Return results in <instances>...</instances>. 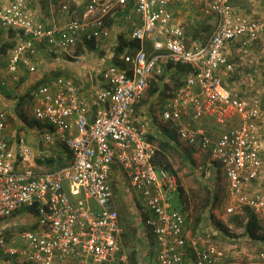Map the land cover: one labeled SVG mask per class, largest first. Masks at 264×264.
Here are the masks:
<instances>
[{"label":"built area","instance_id":"2783aa9c","mask_svg":"<svg viewBox=\"0 0 264 264\" xmlns=\"http://www.w3.org/2000/svg\"><path fill=\"white\" fill-rule=\"evenodd\" d=\"M50 1H58L66 14L71 4L79 2ZM128 1L85 0L82 15L73 12L61 26L38 19L24 0L0 3V27L19 38L5 53L10 81H19L20 67L36 72L31 59L39 50L60 55L85 41L108 38L106 18ZM175 1L132 0L139 22L129 37L139 42V48H127L119 57L121 64L104 69V86L92 95H82L65 77L30 88L31 115L41 126V131L31 129L39 134L36 144L45 149L64 146L71 155L70 165L38 170L29 142L34 143V136H9L7 111L0 107V227L15 221L21 208L27 209L26 219H32L34 227L20 232L18 241H7L0 233L2 255L20 264H126L124 231L111 184L113 174L119 173L122 183L139 194L137 217L152 237L154 264L224 261L226 255L217 245L190 236L184 212L171 209L178 179L153 163L156 145L148 141L137 113L150 79L166 64L190 70L162 104L161 120L174 125L180 142L198 146L220 167L233 202L228 213L248 208L264 214L261 100L253 97L247 102L221 77L233 69L225 51L228 45L259 42L264 17L241 14L232 0H212L206 6L215 20L212 33L188 48L171 10ZM5 85L0 81V88ZM204 116L221 127L217 133L195 126ZM259 257L264 263V251Z\"/></svg>","mask_w":264,"mask_h":264},{"label":"rangeland","instance_id":"374dc122","mask_svg":"<svg viewBox=\"0 0 264 264\" xmlns=\"http://www.w3.org/2000/svg\"><path fill=\"white\" fill-rule=\"evenodd\" d=\"M0 1L1 4H4L13 0ZM24 1L32 13L43 21L46 18L44 17L45 15H55L60 9L58 1L52 2L51 7H48V0ZM35 1L39 4L36 5ZM84 1L79 0L78 7L83 6L82 3ZM199 1H202L201 3L203 4L195 5L198 8L195 20L199 19V16L203 17L201 10L203 9L202 12L204 13L206 9L205 1ZM211 1L207 0L208 3ZM232 4L238 8L241 14L255 18L264 17V0H233ZM191 6L192 4L186 0H181L172 5L174 8L173 14L176 18L181 17L185 20V27L189 24V17L186 14L192 11ZM74 13L76 14L75 11ZM72 15L74 14H69V16ZM76 15H79V13ZM205 17L212 23L214 22L212 16L204 13L203 19ZM129 22L138 23L139 21L137 17H131ZM122 26L126 27V22L123 25L119 24V27H117L119 30L115 31L112 23H107V29L111 31V36L108 39L97 41L95 48H88L85 44H77L78 46L76 45L67 53L60 55H48L44 50H39L38 54L35 53L37 59L33 62L38 69L36 71L39 72L40 69L39 73L42 75L40 80L52 77H65L75 81L76 71H79V67H81L87 70V76L90 77L89 83L92 84V80L95 83L92 88L88 87L86 92L87 95L93 94L96 90L103 87L100 75L105 65L109 64V61L99 64L100 68L97 67L96 70L92 68L93 66L90 68L89 65L100 61L109 52H115L114 54H116L119 35L127 36V31ZM187 29L192 30L193 26L189 25ZM207 34L203 28L202 35L206 37ZM18 39L14 32L0 27V66L3 70L5 65L2 62L5 61L2 58V54L11 48ZM225 51L233 69L230 73H223L221 76L222 80L229 89L238 93L247 102L253 97H258L261 100L263 123L260 125V135L264 143V36L257 43L243 44L240 41L234 42L228 45ZM114 54H111L109 59L112 60ZM3 70L0 69V75L5 72ZM176 74L177 76H171V81L164 82V84H162V81L167 76L165 72L161 77H153L154 79L152 78V81L149 82L145 97L147 93L151 96V89H155L158 93L153 99L149 98L145 101L148 104L144 103V98L142 99L141 105L145 108V113H141L138 107V116L145 123L147 135H151L154 138L153 142L155 145L159 140L164 139V132L168 129L172 130L171 133L177 137L174 125L169 123L168 125L172 129L167 128L165 126L167 123L161 120L159 108L160 104L174 90L175 81H179L183 77L180 71ZM20 84H22V81L18 85ZM75 84L77 85L76 81ZM12 86L14 85L11 84L7 87L10 94L0 89V107L7 111L8 115L6 132L14 138L19 135H25L26 137L33 135L35 138V147L32 149L34 164L40 171H51L52 166L38 165L36 159L55 158L59 155L65 156V147L55 144L45 149L41 144H36L39 134L37 132L33 133L28 126V122L33 121V117L27 93L22 87L15 86L12 88ZM152 95L154 96L155 92ZM23 118L27 121L23 122ZM214 131L212 130L211 133H214ZM177 141L174 142L176 149L170 151V163L183 190V201H180L182 202L180 203L177 194L174 193L173 200H171V209L177 211L182 209L187 215L190 236L199 238L203 242H212L217 245L226 255V258L220 264H264L259 257V254L264 251V244L256 243L247 238L244 232V214L242 212L228 213L226 211L227 207L232 205L233 202L228 192L226 178L220 167L210 159L208 153L198 148V146H187L180 142L178 138ZM111 184L124 231L123 245L124 254L127 257L126 264H129V256L132 251L136 253L138 264H154V252L150 238L139 228L140 223L136 218L135 198L138 199L139 194L134 190H129L125 182L122 183L119 173L113 174ZM24 210V208L19 210V218L15 221L11 220L10 222L1 223V227L4 226V229L1 230L0 227V233L5 240L10 241L13 238L14 241H18V234L29 230L32 225V219H26V214H23ZM258 215L260 224L264 227V214ZM0 264L20 263L18 259L2 255L0 248Z\"/></svg>","mask_w":264,"mask_h":264},{"label":"crops","instance_id":"0c3cea01","mask_svg":"<svg viewBox=\"0 0 264 264\" xmlns=\"http://www.w3.org/2000/svg\"><path fill=\"white\" fill-rule=\"evenodd\" d=\"M179 1H181V0H176L172 5H174L175 3H177V2H179ZM182 1H185V0H182ZM187 2H189L190 4H192V6H191V8H192V11H190V12H188L186 15H187V17H189V24L188 25H186V27H185V25H184V22H185V20L184 19H182L181 17H179V18H176L175 17V15L173 14V16H174V19H175V23L176 24H179V26L182 28V30H183V34H184V43H185V45H186V47H188V48H192V47H195V46H197V45H200L201 43H203L204 41H206V39L210 36V34L212 33V30H213V28H214V24H215V20H214V18H213V20H214V22L212 23V21H209V20H207L206 19V17H205V19H203L204 18V13L205 14H207L206 13V9H207V7H206V9L204 10V13L202 12V10H201V14L203 15V17L202 16H199L198 18L199 19H196L195 20V17H196V13L198 12V8H197V6H195V5H198V4H200V5H202L203 3H201L202 1H199V0H186ZM205 1V5L207 6V4H208V2H207V0H204ZM36 2V5H38L39 3L37 2V1H35ZM232 2H233V0H232ZM47 4H48V7H51L52 6V2L50 1V0H48L47 1ZM178 4H180V3H178ZM78 2L77 3H73V4H71V7H70V11H69V14L71 15L74 11L76 12V14H78L79 13V15H82V13L84 12V8H83V6H80V7H78ZM172 5H171V10H172V13H173V11H174V8L172 7ZM235 7V6H234ZM47 9V8H46ZM236 9L238 10V8L236 7ZM179 12V11H178ZM238 12H240L239 10H238ZM69 14H66V13H64V12H61L60 11V9L58 10V12L55 14V15H53V14H51V15H48V16H44V17H46L45 19H44V21L46 22V24H51V25H57V26H61V25H63L67 20H68V18H69ZM208 15V14H207ZM131 17H137L136 15H135V13H134V11H133V2H132V0H129L128 1V3H127V5L125 6V7H119V8H117V11L112 15V16H109V17H107L106 18V22H105V26H106V28H107V23L108 24H110V23H112V25L114 26V30L115 31H118L119 29L117 28V27H119V24H121V25H123V23L124 22H126V27H123L122 26V28L123 29H125L126 31H127V36L125 37V36H122V35H119V36H122L124 39H126V41H130V37H129V35H130V33H131V31H132V29H133V25L134 24H137L136 22H129V20L131 19ZM138 18V17H137ZM39 19V18H38ZM41 20V19H40ZM205 20V21H204ZM182 24H183V26H182ZM189 25H191V26H193V29L192 30H189V29H187V26H189ZM205 29V31L208 33L207 35H206V37H204L203 35H202V29ZM109 31V30H108ZM111 31H109V37L111 36ZM108 37V38H109ZM108 38H106V39H108ZM117 41H119V39L117 40ZM80 45H82V44H80ZM78 46V45H77ZM147 46L149 47L150 46V44H147ZM96 47V46H95ZM127 49V48H126ZM126 49H124L123 50V52L124 51H126ZM133 50H136V49H133ZM123 52H121V54L123 53ZM38 53H39V51H38ZM37 53V54H38ZM42 53V52H41ZM115 52H109V53H107L105 56H104V58L103 59H101L100 61H98V62H93V63H91L89 66H90V68L92 67V68H94L95 70L97 69V67L98 68H100V65L99 64H103V63H106V61H109V64L108 65H105V67H104V69H106V68H108L109 66H111V65H113L114 63V61H112L113 59H116V58H118L119 59V57H120V55H118L117 57H115V55H114V57L112 58V60L111 59H109L110 58V56H111V54L113 55ZM2 58L4 59V61H5V53L4 54H2ZM77 58H80V57H77ZM37 59V55L36 56H34L33 57V59H32V62L33 61H35ZM228 60H229V58H228ZM116 61V60H115ZM4 65H5V67H4V70H3V68L0 66V69H2L3 71H5L4 73H3V75H0V81H3V80H5L6 81V85L5 86H3V88L1 89V90H5L6 91V93L7 94H10V92H9V89H7V87L9 86V85H14V86H12V88H14L15 86H19V87H22L23 89H25V92L27 93V95H28V93H29V91H30V88L31 87H33L34 85H36L37 83H40V82H42L43 80H40V78H42V77H40V76H42L41 75V73H39L40 72V69H39V72L38 71H36V72H33V73H30V72H28L27 70H26V68H24V67H20V69H19V72H18V75H19V81L18 82H12V81H10V76H9V74H7L6 73V61L5 62H2ZM176 67L177 66H175V67H173L171 64H166V65H164L163 66V68H162V73L160 74V75H158V76H154V78L155 77H161V75H163V73L165 72L166 73V78L162 81V84H164V82H167V81H171V76H173V75H176L177 76V72H178V70L176 69ZM103 69V70H104ZM164 69H165V71H164ZM38 70V69H37ZM102 70V71H103ZM102 71H101V73H102ZM98 72V71H97ZM186 75V74H185ZM185 75L179 80V81H175L176 82V86L174 87V89L176 88V87H178L180 84H181V81L182 80H184V78H185ZM74 76V75H73ZM53 78V77H52ZM100 78H102V75H100ZM153 78V77H152ZM152 78L150 79V81L149 82H151L152 81ZM153 78V79H154ZM48 79V78H47ZM74 79H75V81H76V83H77V85H76V87H78V89H79V91H80V93L82 94V95H85V96H90V95H92V94H88L87 95V88L88 87H93L94 86V81L92 80V84L91 83H89V81H90V77H88L87 76V70H85V69H83V68H81V67H79V71H76V75L74 76ZM73 80V79H72ZM22 81V84H20V85H18L20 82ZM74 81V80H73ZM75 81H74V83H75ZM100 81H101V83H103V86H104V81H103V79L101 80L100 79ZM10 82V83H9ZM97 84V83H96ZM20 90V89H19ZM155 92V95L153 96L152 94ZM151 96L149 95V93H147L146 94V97H145V95H144V103H145V101H147V99H153L155 96H156V94L158 93L157 91H155V89H151ZM172 93V92H171ZM149 95V96H148ZM171 95V94H170ZM169 95V96H170ZM168 96V97H169ZM167 97V98H168ZM142 98V99H143ZM166 98V99H167ZM165 99V100H166ZM165 100L160 104V106H159V108H161V106H162V104L165 102ZM142 101V100H141ZM139 102V104H138V107H139V110L141 111V113H145V108L144 107H142V102ZM150 102V101H149ZM145 104H148V103H145ZM138 107H137V111H138ZM184 121H187V118H185L184 119ZM143 122V121H142ZM144 123V122H143ZM167 123V122H166ZM145 124V123H144ZM169 123H167L165 126L167 127V128H171L172 129V127H169V125H168ZM171 125H173L172 123H171ZM177 125H178V123H177ZM176 126V125H175ZM195 126L197 127V128H202V129H204V130H206V131H208V132H211L212 130H215L214 131V133H217L219 130H220V126H218L216 123H215V121L212 119V118H210V117H206V116H204V117H202L199 121H197L196 122V124H195ZM166 129V128H165ZM165 132H167V134H168V136L171 138V139H174L176 142H178L177 141V137H175L171 132H172V130H167V131H165ZM164 132V136L165 135H167L166 133ZM175 135H176V133H175ZM168 136H167V138H168ZM34 141H35V139H34V137L32 138ZM30 143H32V144H30V145H32V148H34L35 147V145H34V143H33V141H29ZM153 143V142H152ZM155 144V143H154ZM186 145V144H185ZM188 146V145H187ZM135 206H136V204H135ZM117 208V207H116ZM117 210H118V208H117ZM181 211H182V209H181ZM135 212H136V218L138 219V217H137V210H136V207H135ZM23 214H26L27 215V210L25 209L24 210V213ZM19 218V216H16V219H18ZM26 218H27V216H26ZM22 222V221H21ZM24 222V221H23ZM137 224V223H136ZM32 227H33V225H31ZM30 226V228H29V230H31V229H33L32 227ZM122 226V225H121ZM139 228H143L144 229V227L140 224V226H139ZM142 229V231L144 232V230ZM27 231V230H26ZM145 232H146V230H145ZM144 232V233H145Z\"/></svg>","mask_w":264,"mask_h":264},{"label":"trees","instance_id":"16d2710c","mask_svg":"<svg viewBox=\"0 0 264 264\" xmlns=\"http://www.w3.org/2000/svg\"><path fill=\"white\" fill-rule=\"evenodd\" d=\"M85 46L88 48H95V43L93 41H85ZM138 49L139 48V42L138 41H126L122 36H119L118 45L116 47V54L115 57L121 54L124 49ZM6 53V52H5ZM116 60V61H115ZM113 65H119L121 64L118 59H114ZM178 71H180L183 76L187 74L190 70L189 67L184 65H178L176 67ZM54 78V77H53ZM75 84V83H74ZM3 86L0 88L2 89ZM28 97V95H27ZM23 122H26L27 120L25 118L22 119ZM28 126L30 129H36L38 131H41V126L35 121L28 122ZM167 134V132H165ZM168 134L164 136V139L159 140L156 144V154L153 159V163L157 164L164 169L168 170L169 172L173 173L175 175V171L171 167L170 163V151L173 149H176L174 142H176L174 139H171L169 136L167 138ZM147 139L150 142L154 141V138L151 135H147ZM154 143V142H153ZM66 155L62 156L59 155L55 158H49V159H36V163L38 165H49L52 166V170H57L63 167H66L71 164V155L70 152L65 148ZM51 170V171H52ZM176 176V175H175ZM178 179V178H177ZM179 183V180H178ZM182 188L180 187V183L178 186L177 192H175L178 196V200H182ZM182 203V202H180ZM27 210V209H26ZM182 212H184L182 210ZM243 219H244V232L247 238H249L251 241H254L256 243L264 244V227L261 226L259 221V215L255 213L254 211L244 208L242 211ZM15 215L19 216V212L15 213ZM34 228V227H32ZM149 234V233H148ZM150 238L151 244L153 243L152 237L150 235H147ZM129 264H138L137 263V256L134 251L131 252L129 256Z\"/></svg>","mask_w":264,"mask_h":264}]
</instances>
